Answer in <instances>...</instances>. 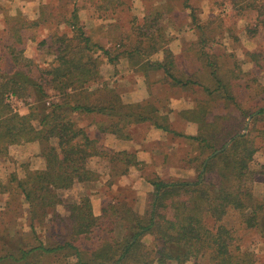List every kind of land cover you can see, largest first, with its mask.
I'll return each instance as SVG.
<instances>
[{
	"label": "trees",
	"instance_id": "trees-1",
	"mask_svg": "<svg viewBox=\"0 0 264 264\" xmlns=\"http://www.w3.org/2000/svg\"><path fill=\"white\" fill-rule=\"evenodd\" d=\"M79 1L71 0L68 15L57 20L71 34L57 37L60 45L53 50L54 58L40 72L23 55L26 37L22 27L26 22L3 18L0 157L11 145L36 142L43 166L32 169L24 165L22 176L9 174L0 193L20 197L28 209L31 231L50 221L61 231H46L43 238L36 237L35 231L29 240L4 245L0 264H256L253 252L241 248L235 231L223 220L235 212L240 224L257 231L264 243V197L254 194L257 181L251 168L255 153L264 151V106L244 116L250 117L243 126L245 132L242 127L217 124L215 117L209 118V103L214 96L239 106L233 95L243 75L237 60L222 73L210 54L200 50L198 55L206 58L208 72L201 76L196 69L177 75L157 11L146 18L147 24L144 21L142 39L146 46L135 44L111 52L85 32L78 16ZM262 1L254 9L258 12L256 26L264 28ZM191 16L195 21V15ZM159 51L162 59H152V54ZM121 57L127 58L145 79L150 71L160 70L172 86L192 88L189 93L194 105L180 110L178 116L195 122L196 134L173 129L168 119L170 110L164 113L151 100L122 101L119 92L102 78L100 69L103 61L114 63ZM49 91L53 97L48 100ZM11 98L24 101L27 112L22 114L13 107ZM89 114L102 117L93 123L99 133L116 138L130 137L128 127L147 122L170 132L171 137L195 142L199 151L191 159L199 160L195 178H148L153 188L147 194L143 213H138L131 187L113 190L111 185L142 161L135 151L116 150L99 136L92 137L89 124L77 120L78 115ZM94 158L97 166L92 167ZM102 171L108 176L103 185L110 190L103 188L106 201L99 215H95L87 193L75 200L63 199L60 191L97 181Z\"/></svg>",
	"mask_w": 264,
	"mask_h": 264
},
{
	"label": "rangeland",
	"instance_id": "rangeland-1",
	"mask_svg": "<svg viewBox=\"0 0 264 264\" xmlns=\"http://www.w3.org/2000/svg\"><path fill=\"white\" fill-rule=\"evenodd\" d=\"M8 2L15 7L9 6ZM262 2V0H256L253 3L251 0H80L78 16L85 32L90 35L93 42L108 48L111 52H117L135 44L142 43L146 46L145 40L142 39V34L145 32L144 21L146 18L150 19V13L155 14L157 11L160 13L156 17L159 20L158 24L162 26L161 32L164 38L169 39L167 45L174 56V72L179 76L192 73L196 69L201 76L208 72V67L204 63L206 58L201 59L198 55L200 50L210 54L222 73L232 67L233 60H237L243 75L236 84L233 95L237 97L239 106L214 96L209 103V118L215 117L214 121L217 124L225 126L233 124L235 127H242L241 131L245 132L246 129L245 127L243 129V126H246L250 117L245 119L244 116L264 106V28L256 26L258 12L254 9L261 6ZM23 3L33 4V7L27 8L26 16L17 8ZM70 8L71 0H0V19L8 17L26 22V25L22 27L26 37L23 55L34 62L37 72H40V69L54 58L53 50L60 45L57 37L71 34L69 28L63 23L60 25L57 23L58 19L68 15ZM191 13L195 15V21L192 20ZM42 19L45 20L42 21ZM37 21L38 24L35 23ZM251 54L257 55L251 56ZM162 57L163 53L160 51L151 56L152 59L159 60ZM100 69L102 78L119 92L123 102H125L124 99L130 100V93L137 90L132 89V84L138 78L144 77L130 66L125 57L119 58L114 63L103 61ZM145 81L149 95L151 90L154 96H149L140 102L151 100L161 109L169 108L166 105L167 99L164 100L163 95L178 96L181 92L178 87L172 86L170 90L160 87L150 88V76ZM52 94L49 91L48 100L53 97ZM12 99L10 100L13 107L22 114L27 112L28 107L23 103L24 101ZM190 100L191 104L181 103L173 110L184 106H188L185 109L192 107L193 98ZM28 102H31V99H28ZM163 103L165 105L162 106ZM178 112L173 111L174 120L171 121V127L178 132L196 134L197 124L185 121L178 116ZM99 119L102 117L90 114L86 117L77 116L81 124H89L88 131L92 137L99 136L96 125H93L95 120ZM103 121L107 122V118L103 117ZM147 125V122L142 123L138 132H145ZM172 150L173 153L163 150L167 159L164 163L170 162L175 166L170 169H154L152 164L157 159H153L150 162V168L140 166V173L146 179L156 175L165 179H194L199 160L191 159L199 152L197 144L182 138ZM37 152L36 142L9 146L8 153L0 157V187L5 184L6 177L11 173L22 176L24 165L32 169L42 167L43 161L38 157ZM91 166H97L96 158L91 160ZM251 168L257 181L254 185V194L264 197V151L262 149L255 153ZM135 173L139 174L138 170H135ZM102 174L99 183L91 182L87 185L78 183L69 190L60 191L63 199L71 201L87 193L93 199L96 209L99 203L98 195L101 191L104 193L102 185L106 173ZM58 209L63 212L61 205ZM27 216V206L22 204L19 196H12L10 192L0 193V249L4 245L29 240L32 234L35 235V231V236L41 238L46 231L51 234H58L61 231V227L51 221L45 222L43 226H36L34 231H31ZM223 221L228 227L233 228L241 248L253 252L256 264H264V243L258 232L240 224L235 212L228 214ZM150 238L147 236L146 240Z\"/></svg>",
	"mask_w": 264,
	"mask_h": 264
},
{
	"label": "crops",
	"instance_id": "crops-1",
	"mask_svg": "<svg viewBox=\"0 0 264 264\" xmlns=\"http://www.w3.org/2000/svg\"><path fill=\"white\" fill-rule=\"evenodd\" d=\"M9 6H13V4H10L8 2ZM15 5V2H14ZM33 7V4H26L23 3L22 5H18V10L22 11L23 15L26 16V11L27 8ZM1 14V13H0ZM5 28L4 20L0 19V35L3 32ZM142 79V80H141ZM150 88L152 87H160V88H166L167 90H170V87L172 86L171 83L165 79L163 73L160 70H152L150 71ZM176 87V86H172ZM191 87H178V90H180V94L178 96H173V95H167L166 97L163 95V99L166 100V105H168L169 108L167 109H162L161 111H169L168 112V119L169 121L174 120L173 111H180L181 109H185L184 106L182 108H179L178 110H173L176 105L184 103V104H191L192 95L191 93H188V90ZM132 89H137L136 91H133L130 93V100L126 101L124 98L125 102L128 103H136L140 102L143 100H146L149 96L152 97L154 96V93L150 90V95H149V90L147 86V82L145 81V78H138L133 84H132ZM192 89V88H191ZM141 90V91H139ZM165 105V103L162 104V106ZM164 108V107H163ZM171 110H173L171 112ZM141 124H134L128 127V133L130 137L121 139V138H116L115 136L111 134H101L99 133V138L105 142L106 145L111 146L112 148L116 150H127V151H135L136 155L139 160L142 161V164L139 165L138 167H131L129 172L125 175H122L119 177L113 185H111V188L113 190H117L118 187H124V186H129L131 189L135 192V202H134V209L138 213H143L145 209V203H146V198L148 192L152 190V185L146 179L142 173H140V166H144L143 168H150V162H152L153 159H157V161L152 164V167L154 169H170L172 165L170 162L167 164L164 163L167 161L165 159V152L172 151L173 153V146L175 144H178L180 142V137H171L170 132H166L160 129H157L150 124H148V128L145 132L139 133L138 131L141 129ZM86 125V123H84ZM165 150V152H163ZM175 168V167H173ZM135 170H138V173L136 175ZM105 179L104 182L108 179L107 174H105ZM96 183H99L100 181H93ZM103 182V183H104ZM91 183V182H90ZM101 184V183H100ZM151 185V186H150ZM104 189H108L106 185H102ZM110 190V189H108ZM98 207L95 209L93 199H91L93 211L95 215H99L102 206L104 205L106 201V197L104 193L101 191L100 194L98 195Z\"/></svg>",
	"mask_w": 264,
	"mask_h": 264
}]
</instances>
